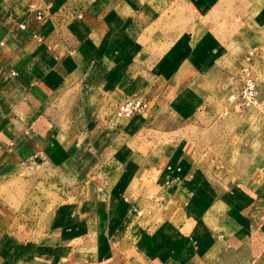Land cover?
Listing matches in <instances>:
<instances>
[{
	"label": "crops",
	"instance_id": "crops-1",
	"mask_svg": "<svg viewBox=\"0 0 264 264\" xmlns=\"http://www.w3.org/2000/svg\"><path fill=\"white\" fill-rule=\"evenodd\" d=\"M177 3L184 15L196 11L192 0H0V190L22 180L45 194L34 212L24 203L11 211L0 194V264H264V164L251 165V181L229 185L209 174L218 161L188 140L147 159L136 195L134 179H110L124 172V139L146 124L116 119L115 108L164 93L165 77L131 53L153 41L162 12ZM222 71L209 66L205 81ZM186 74L171 71L173 95L196 81ZM209 193L219 215L198 212ZM79 229L64 242V231Z\"/></svg>",
	"mask_w": 264,
	"mask_h": 264
},
{
	"label": "rangeland",
	"instance_id": "rangeland-1",
	"mask_svg": "<svg viewBox=\"0 0 264 264\" xmlns=\"http://www.w3.org/2000/svg\"><path fill=\"white\" fill-rule=\"evenodd\" d=\"M172 7L162 12V19L153 30L156 32L153 41H144V48L131 53L132 61L147 67L152 74L163 75L166 80L164 93H155L153 99H148L149 109L138 115L146 122L143 133L125 138L123 143L128 144L117 153L120 157L117 163L123 165L124 172H111V180L134 179L132 187L130 185L132 195L139 190L138 179L147 159L156 156L158 149L168 143L200 142L208 158L218 161L209 171L210 176L223 178L229 185L251 181L247 175L252 173V164L260 167L264 164V111L252 108L235 111L227 101L241 87V70L245 67L254 73L258 93L264 96V0H192L191 7L196 11L191 9L186 15L180 10V4H176L175 10ZM178 10L179 14H175ZM173 15L177 16L172 23ZM193 18L198 22L191 25ZM188 30L196 32L193 50L185 46ZM128 63L129 59L123 62ZM209 66L223 68V71L214 73L206 82L204 73ZM175 70L195 76L196 80L194 84L186 80V90L180 96L176 92L172 94L173 82L167 81ZM142 75L144 78L145 73ZM133 97L136 95L126 99ZM123 145H117L118 151ZM35 173L37 181L42 180L44 171ZM31 183L16 180L0 190V194H6L5 202L11 211L20 212L22 203L27 205L25 211L34 212L33 206L35 210L44 208L40 201L45 196L41 191L44 188H34ZM229 190L231 193V187ZM154 193L152 190V195ZM205 197L197 205L198 212L211 211L219 215L221 208L220 203L214 201L215 194ZM133 218L135 220V215ZM81 230L64 231V242L68 243Z\"/></svg>",
	"mask_w": 264,
	"mask_h": 264
},
{
	"label": "built area",
	"instance_id": "built-area-1",
	"mask_svg": "<svg viewBox=\"0 0 264 264\" xmlns=\"http://www.w3.org/2000/svg\"><path fill=\"white\" fill-rule=\"evenodd\" d=\"M30 10L34 12L37 21L43 20V10L32 5L30 6ZM19 29L24 30L25 26L20 24ZM251 55L252 52L249 53V56ZM227 100L235 111L246 108L264 111V99L259 98L256 77L254 73L246 67L241 70V87L235 93H232ZM148 109V101L133 97L125 99L117 105L114 111V117L119 120L131 119L145 113ZM145 213L149 214L150 210H145ZM135 214L137 217H141L144 211L136 210Z\"/></svg>",
	"mask_w": 264,
	"mask_h": 264
}]
</instances>
